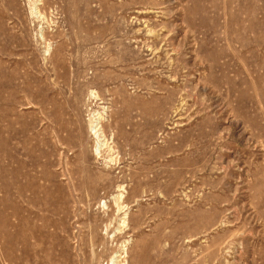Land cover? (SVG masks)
Wrapping results in <instances>:
<instances>
[{
	"label": "rangeland",
	"instance_id": "rangeland-1",
	"mask_svg": "<svg viewBox=\"0 0 264 264\" xmlns=\"http://www.w3.org/2000/svg\"><path fill=\"white\" fill-rule=\"evenodd\" d=\"M112 263L264 264V0H0V264Z\"/></svg>",
	"mask_w": 264,
	"mask_h": 264
},
{
	"label": "bare ground",
	"instance_id": "bare-ground-1",
	"mask_svg": "<svg viewBox=\"0 0 264 264\" xmlns=\"http://www.w3.org/2000/svg\"><path fill=\"white\" fill-rule=\"evenodd\" d=\"M33 9H34V8H33ZM35 10H36V9H35ZM98 119H99V118H97V120H98ZM93 121H95V120H93ZM93 121H92V122H93ZM97 123H98V122H97ZM98 124H99V123H98ZM90 125H91V124H90ZM97 128H99V127H97ZM93 130L95 131V128L92 129V131H93ZM100 132H101V131H100ZM120 197H121V196H120ZM120 197H118V199H119ZM116 202H117V201H116ZM116 206H119V205H116ZM123 217H124V216H123ZM122 251H123V250H122ZM117 257H118V256H117ZM112 259H113V257H112ZM117 259H118V258H117ZM115 260H116V259H115ZM116 263H117V262H116ZM119 263H120V262H119ZM112 264H113V263H112Z\"/></svg>",
	"mask_w": 264,
	"mask_h": 264
}]
</instances>
